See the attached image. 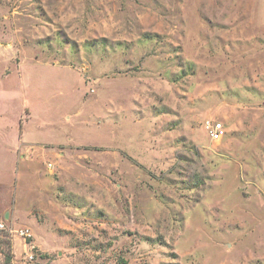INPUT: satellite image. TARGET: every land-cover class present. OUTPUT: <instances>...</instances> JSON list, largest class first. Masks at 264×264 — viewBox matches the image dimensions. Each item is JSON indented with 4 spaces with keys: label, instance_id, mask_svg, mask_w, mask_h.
I'll return each mask as SVG.
<instances>
[{
    "label": "rangeland",
    "instance_id": "rangeland-1",
    "mask_svg": "<svg viewBox=\"0 0 264 264\" xmlns=\"http://www.w3.org/2000/svg\"><path fill=\"white\" fill-rule=\"evenodd\" d=\"M0 209V264H264V0H0Z\"/></svg>",
    "mask_w": 264,
    "mask_h": 264
},
{
    "label": "built area",
    "instance_id": "built-area-1",
    "mask_svg": "<svg viewBox=\"0 0 264 264\" xmlns=\"http://www.w3.org/2000/svg\"><path fill=\"white\" fill-rule=\"evenodd\" d=\"M206 128L208 129V134H209V137L213 140L215 139H219L222 134H223V128H222V125L221 123H210V122H207L206 123ZM4 225L3 223L0 222V229L3 228ZM21 233H26L27 234V230L26 229H22L20 230Z\"/></svg>",
    "mask_w": 264,
    "mask_h": 264
},
{
    "label": "trees",
    "instance_id": "trees-1",
    "mask_svg": "<svg viewBox=\"0 0 264 264\" xmlns=\"http://www.w3.org/2000/svg\"><path fill=\"white\" fill-rule=\"evenodd\" d=\"M0 253H4L3 252V250L1 249V247H0ZM4 258H5V262H10V259H11V256H10V254H4Z\"/></svg>",
    "mask_w": 264,
    "mask_h": 264
},
{
    "label": "crops",
    "instance_id": "crops-1",
    "mask_svg": "<svg viewBox=\"0 0 264 264\" xmlns=\"http://www.w3.org/2000/svg\"><path fill=\"white\" fill-rule=\"evenodd\" d=\"M0 211H1V209H0ZM0 256H1V254H0Z\"/></svg>",
    "mask_w": 264,
    "mask_h": 264
}]
</instances>
